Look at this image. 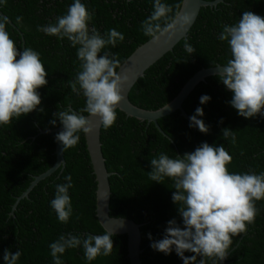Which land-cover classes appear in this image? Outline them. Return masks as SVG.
Returning <instances> with one entry per match:
<instances>
[{
    "label": "trees",
    "instance_id": "1",
    "mask_svg": "<svg viewBox=\"0 0 264 264\" xmlns=\"http://www.w3.org/2000/svg\"><path fill=\"white\" fill-rule=\"evenodd\" d=\"M73 0H6L0 10L11 20L6 30L16 41L18 51L30 47L41 54L48 75V83L37 89L41 96L39 108L11 125H0V264H4L3 251L22 252L17 264H53L48 245L61 234L90 232L101 235L104 228L96 216V180L86 149L84 133H79L76 147L63 152L64 164L46 175L31 187L26 196L12 208L19 196L36 175L47 170L55 161L56 132H42L60 125L53 113L69 105L79 113L85 107V98L71 92L69 81L79 71L80 61L76 48L65 38L58 39L37 31L40 25L55 23V18L66 13ZM90 12H94L91 25L102 34L116 28L125 36L116 47L110 45L105 51L118 53L121 62L148 38L141 30V22L153 11L154 0H81ZM173 6L181 0H162ZM252 11L264 17V0H223L213 6H202L187 32L171 50L151 64L131 86L129 100L135 105L156 109L170 101L185 81L198 69L225 64L230 56L226 41L217 36L224 24L238 22L244 11ZM3 17V16H2ZM17 17H22L17 22ZM90 25V27H91ZM185 39L196 50L188 54L184 50ZM78 47V46H77ZM103 54L98 53V57ZM19 59V56H17ZM210 100L200 103L202 95ZM232 92L223 85L219 77L212 74L199 81L182 102L190 116L201 107L204 115L198 117L209 126L207 133L189 127L190 120L179 109L158 118L165 134L154 122L127 116L116 109V123L105 130L101 126V149L109 172V213L123 216L140 223L143 264H183L173 250L165 255L150 247L152 239L163 238L167 221L175 218L182 225L178 206L172 202L176 191L174 181L165 177L163 182L151 181L150 160L161 152L170 157L194 151L202 142L219 146L232 155L228 165L230 173H245L250 169L257 174L264 172V116L244 118L237 114L228 101ZM82 114H87L82 113ZM222 120V122H221ZM229 128L236 134L233 145L231 138L224 139L222 129ZM171 136L169 141L165 138ZM72 176L73 187L69 189L73 215L68 223L58 221L50 201L55 195V186ZM259 214L255 222L247 226V232L233 237V245L224 264H264V199L256 201ZM79 216V219H77ZM114 249L109 256H98L89 262L83 249H67L61 256L63 264H130L127 256V237L115 234ZM193 253L185 252V256ZM200 257H197L199 259ZM208 264H211L209 261Z\"/></svg>",
    "mask_w": 264,
    "mask_h": 264
},
{
    "label": "clouds",
    "instance_id": "2",
    "mask_svg": "<svg viewBox=\"0 0 264 264\" xmlns=\"http://www.w3.org/2000/svg\"><path fill=\"white\" fill-rule=\"evenodd\" d=\"M5 2L6 0H0V3ZM128 2L131 3V0ZM222 2L223 0H218V3ZM180 8L181 5L176 4L174 11L172 5L154 0L153 11L141 22L143 34L153 42H158L161 36L174 32L177 24L180 28L191 25L190 15L181 14ZM93 16L94 12H90L81 0H73L66 13L55 18V23L40 25L37 31L60 40L66 38L76 48V56L80 61L79 71L69 81V87L72 93L85 98V107L79 113L86 112L99 117L100 126L107 130L116 123V109L123 99L122 85L127 82L128 76L117 74L116 70L121 67L118 53L105 49L109 45L115 48L118 42L124 41L125 36L116 28L102 34L91 25ZM16 19L20 22L22 17ZM8 22L11 23V20L2 12L0 125H11L14 118L19 119L34 110L43 112V108L38 109L41 96L37 89L48 83V72L40 58L41 54L30 47H23L22 52L18 51L16 41L6 30ZM217 39L226 41L230 49L231 58L222 65L220 71L214 73L233 94L228 103L244 118L264 116V17L246 10L238 22L224 24ZM102 50L103 54L98 57ZM184 50L188 54L196 52L187 39ZM199 99L204 104L211 98L205 94ZM203 115V109L197 107L195 114L189 118V127H196L200 132L207 133L209 126L198 119ZM53 117L50 124L55 125L58 118L63 125V130L55 134V140L62 144V152L77 146L80 141L79 133L87 134L92 130L90 121L70 105L54 112ZM160 129L165 134L161 127ZM222 136L224 139L231 138V143L235 144L236 134L233 130L222 129ZM165 138L169 143L172 140L171 136ZM232 159L224 144L215 146L202 142L194 151L176 154L174 158L161 152L150 160L151 181L163 182L165 177L174 181L176 191L172 193L171 199L178 206L177 211L183 225L181 227L173 218L167 221L163 238L153 240L149 233L150 247L153 250L165 255L174 250L183 264H208L209 261L211 264H219L228 258L233 237L247 232V226L253 224L259 214L255 202L264 199V172L257 174L250 169L245 173H230L228 165ZM64 179L66 183L55 186L50 207L58 221L66 224L73 215L69 195L73 182L70 174ZM114 235L115 232H109L106 228L101 235L90 232L61 234L48 245L53 264H63L61 256L67 249L82 248L83 256L89 262L98 256H109L114 249ZM185 252L193 255L185 256ZM21 255L20 250L12 253L4 249V264H17Z\"/></svg>",
    "mask_w": 264,
    "mask_h": 264
},
{
    "label": "water",
    "instance_id": "3",
    "mask_svg": "<svg viewBox=\"0 0 264 264\" xmlns=\"http://www.w3.org/2000/svg\"><path fill=\"white\" fill-rule=\"evenodd\" d=\"M218 3V0H181V14H189L192 20L191 25H186L185 28H180L177 24L176 30L172 33H166L161 36L158 42H153L151 38H148L143 43L139 44L122 62L121 67L118 68V75H127L128 80L122 85L121 95L123 99L119 102L118 109L122 110L127 116H132L140 120L153 121L160 129L157 119L165 116L176 109L180 110V113L187 119L190 115L182 107L183 100L187 97L189 92L195 87V85L209 75L214 74L222 69L223 64H216L214 66L202 67L195 71L183 84L178 93L167 103L157 109H146L139 107L132 103L129 98V90L136 80L144 75L145 70L153 64L158 58H160L182 38L186 37L188 30L194 23L199 10L202 6H213ZM0 15L2 12L0 11ZM88 119L92 125V130L84 134L86 149L89 154L90 162L93 169V174L97 182L96 185V216L102 227L109 232H115V234H125L127 237V256L130 264H143L140 254L142 252L140 223L123 216H112L109 213V198L110 187L108 177L112 174L109 172L105 165V158L101 150L99 117L92 116L90 114H82ZM190 120V119H189ZM63 130V125L53 129L42 130V132H59ZM161 130V129H160ZM62 144L58 141L55 143V161L51 167L44 172L36 175L30 182L28 187L17 196L15 202L12 205L14 209L17 202L23 196H26L28 191L33 185L46 175L53 172L61 164H64V155L61 151ZM225 260L219 262L224 264Z\"/></svg>",
    "mask_w": 264,
    "mask_h": 264
}]
</instances>
